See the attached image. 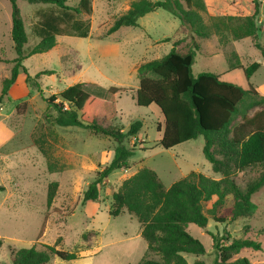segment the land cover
Instances as JSON below:
<instances>
[{
	"label": "rangeland",
	"instance_id": "obj_1",
	"mask_svg": "<svg viewBox=\"0 0 264 264\" xmlns=\"http://www.w3.org/2000/svg\"><path fill=\"white\" fill-rule=\"evenodd\" d=\"M132 1L136 0H91L92 13L79 16L90 23L88 37L58 36L51 50L33 55L30 52L39 38L32 32V25L37 20V12L45 11L51 5L16 2L27 36L22 49L26 56L22 65L27 75L19 72L15 84L3 99L1 105L7 110L2 111L0 105V122L8 126V130L21 126L16 139L2 149L10 153L14 148L25 146L24 150L11 153L13 155L8 159L14 163L6 172H0V185L4 187L0 190V264H11L12 250L29 248L36 243L54 245L56 249L76 252L82 257L76 261L54 257L49 264H136L145 252L138 222L126 212L115 217L109 213L112 196L121 183L143 167L153 170L166 188L192 171L219 179L202 154V137L163 149L158 145L161 131H157V126L163 125L160 110L155 105L140 107L135 104L138 66L168 54L173 41L181 34L179 20L168 11L157 9L140 17L137 28H121L107 35L112 22L129 8ZM210 1L216 17H223L231 1L238 6L236 0ZM258 1L261 5L256 19V41L264 44V0ZM78 2L66 0L69 7H76ZM240 6L249 8L245 2ZM11 11L9 0H0V90L1 81L10 76L17 58L10 37ZM203 17L210 23L206 14ZM164 39L170 41L163 42ZM253 41L251 38L239 41L228 38L222 44L215 35L200 40L191 67L193 76L203 72H224L229 67L231 53L237 52L242 64L259 63L258 71L250 79L256 89L259 84H264V57L253 47ZM42 71L53 73L36 78ZM75 83H81L87 93L101 101L97 116L101 118L98 122L102 126L126 132L131 123L142 122L139 133L124 140L126 147L135 150L128 168L116 170L103 180L96 202L83 203V192L96 172L111 160L115 141L81 128H61L46 123L43 118L47 107L43 98ZM111 87L120 91L110 94ZM260 95L264 96V92ZM7 111L10 112L6 117ZM34 139L40 141L59 170L48 171L38 148L28 144ZM261 173H264V167L246 170L237 173L234 181L245 191ZM52 182H57L58 186L48 208L47 191ZM250 200L257 207L252 217L238 218L225 226L208 219L205 228L187 227L188 234L205 249V254L198 257L204 264H211L215 256L211 235H222L224 229L233 238L258 241L262 247L260 251L244 249L236 257H245L250 264H264V233L258 235L260 230L264 231V187ZM208 205L204 204V209ZM84 233L88 235L87 242L82 240ZM183 257L189 264L196 259L190 254ZM147 258L158 259L150 254Z\"/></svg>",
	"mask_w": 264,
	"mask_h": 264
},
{
	"label": "trees",
	"instance_id": "obj_2",
	"mask_svg": "<svg viewBox=\"0 0 264 264\" xmlns=\"http://www.w3.org/2000/svg\"><path fill=\"white\" fill-rule=\"evenodd\" d=\"M17 1L9 0L12 7L10 37L17 58L10 76L1 81L0 105L19 72L27 75L22 65L26 58L22 49L27 36ZM22 1L51 5L36 14L32 32L39 42L30 55L51 50L58 36L88 37L90 23L79 16L92 13L91 0H79L76 7H69L66 0ZM236 2L238 6L231 1L223 17H216L210 0H136L107 30L106 34L110 35L121 28H136L140 17L157 9L168 11L179 20L181 36L173 41L170 52L138 66L135 104L140 107L155 105L160 110L163 126H157V131H161L158 145L163 149L202 137V154L213 173L219 176V179H214L192 171L166 188L153 170L143 167L121 183L112 196L109 213L115 217L126 212L138 222L145 252L136 264H189L184 254L195 256L196 259L190 264H204L198 257L205 254V249L188 234L187 227L195 225L205 228L208 219L225 226L229 221L252 217L256 211L257 207L250 199L264 187V173L248 184L245 191L236 185L234 178L237 173L264 167V96L250 82L259 69V63L243 65L237 54L231 53L229 67L222 73L203 72L193 76L191 70L195 51L199 49L198 42L211 35L218 36L222 44L228 38L233 41L251 38L254 40L253 47L264 57V44L256 41V19L261 3L258 0ZM242 2L248 4V11L240 6ZM203 14L207 15L210 23L205 22ZM52 73L42 71L36 78ZM118 91V88L111 87L108 93ZM43 101L47 104L43 116L46 123L61 128H81L115 141L111 160L96 172L83 192V203L96 202L103 180L116 170L128 168V161L135 150L126 147L124 140L139 133L142 122L137 120L131 123L126 132L102 126L98 122L101 118L97 116L101 101L87 93L81 83L72 84L57 94L43 98ZM39 142L38 139L33 140L47 163L48 171L59 170ZM57 186V182L48 186V208ZM0 190H4L1 185ZM207 203L209 207L204 209ZM262 233L264 231L260 230L258 235ZM87 238L88 235L84 233L82 240L87 242ZM211 240L215 254L211 264H250L247 258L236 255L244 249L260 251L262 248L258 241L233 238L225 229L222 235H211ZM147 254L155 255L158 259H149ZM54 257L63 261L82 258L76 252H65L54 245L36 243L29 248L12 250L11 264H49Z\"/></svg>",
	"mask_w": 264,
	"mask_h": 264
},
{
	"label": "crops",
	"instance_id": "obj_3",
	"mask_svg": "<svg viewBox=\"0 0 264 264\" xmlns=\"http://www.w3.org/2000/svg\"><path fill=\"white\" fill-rule=\"evenodd\" d=\"M259 13H260V11H259ZM261 23V21H259V24ZM137 28V27H136ZM165 40V39H164ZM168 41H170V40H168ZM163 42H165V41H163ZM236 54H237V52H236ZM237 56H238V58H240L239 57V55L237 54ZM239 61H240V59H239ZM241 62V61H240ZM242 64V63H241ZM244 65V64H243ZM226 71V70H225ZM251 79V78H250ZM16 80H17V78H16ZM16 80H15V82H16ZM15 82H14V84H15ZM13 84V85H14ZM12 85V86H13ZM11 86V87H12ZM11 87H10V89H11ZM9 89V90H10ZM256 91L258 92V93H260L261 94V92H264V84H259V86L256 88ZM1 110L3 111V110H7V109H5L2 105H1ZM9 112L10 111H7V112H5V116L7 117L8 115H9ZM4 113V112H3ZM16 121H18L19 123H20V120H18V119H16ZM163 126V125H162ZM8 126H5V124H3L2 122H0V172H6L7 170H8V166L10 165V164H13L14 163V161L12 160V159H8V157H11L13 154H15V152L17 153L18 151H22V150H24V146H19L18 148H14L13 150H12V152H7L6 150H4V149H2V147H4L5 145H6V143H10L12 140H14V139H16V133L20 130V128H21V126L19 127V128H17V127H14V129H12V130H8V128H7ZM28 144H33L32 143V141L30 142V143H28ZM34 145V144H33ZM11 153H13V154H11ZM9 154H11V155H9ZM9 155V156H8ZM19 164V161H17V165ZM208 207H209V205H208ZM207 207V208H208ZM129 215V214H128ZM130 216V215H129ZM132 217V216H131ZM134 218V217H133ZM208 224V223H207ZM140 231H141V229H140ZM143 255V254H142ZM142 257V256H141ZM139 261V260H138Z\"/></svg>",
	"mask_w": 264,
	"mask_h": 264
}]
</instances>
